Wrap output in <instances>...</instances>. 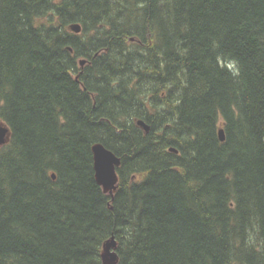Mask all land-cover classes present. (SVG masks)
<instances>
[{"label":"trees","instance_id":"1","mask_svg":"<svg viewBox=\"0 0 264 264\" xmlns=\"http://www.w3.org/2000/svg\"><path fill=\"white\" fill-rule=\"evenodd\" d=\"M0 124V264H264V0H0Z\"/></svg>","mask_w":264,"mask_h":264},{"label":"water","instance_id":"2","mask_svg":"<svg viewBox=\"0 0 264 264\" xmlns=\"http://www.w3.org/2000/svg\"><path fill=\"white\" fill-rule=\"evenodd\" d=\"M67 30L73 34H78L81 31V27L78 23H70L67 26ZM85 63V60H81L79 65L82 67ZM137 125L143 129L145 133L149 131V126L142 122L138 121ZM8 136V129L0 125V145L5 144ZM219 138L223 141V132L219 131ZM92 160H93V170L94 178L98 186L101 187L103 193L112 195L116 190L118 176L116 168L121 164V160L116 156L111 150L104 147L101 144H93L91 146ZM54 179L55 176H52ZM116 243L114 237H111L104 244V252L102 254L104 264H116L117 256L115 253Z\"/></svg>","mask_w":264,"mask_h":264},{"label":"bare ground","instance_id":"3","mask_svg":"<svg viewBox=\"0 0 264 264\" xmlns=\"http://www.w3.org/2000/svg\"><path fill=\"white\" fill-rule=\"evenodd\" d=\"M79 24V23H78ZM80 25V24H79ZM80 27H81V25H80ZM81 30H82V27H81ZM81 32V31H80ZM79 32V33H80ZM78 33V34H79ZM81 60H85V59H83V58H80V59H78V62H80ZM86 61V60H85ZM85 64V63H84ZM230 65H232L231 63H229ZM230 65H228V66H230ZM229 68V67H228ZM138 121H142V122H144V123H146L145 122V120H143V119H141V118H136L135 119V124L138 122ZM147 124V123H146ZM137 125V124H136ZM222 131L223 132V141H224V130H223V128L222 127H219L218 128V130H217V134H218V139L220 140V138H219V131ZM221 141V140H220ZM4 144V143H3ZM97 144H100V143H97ZM2 145V144H1ZM102 145V144H101ZM170 149L171 150H173V151H175L176 153H177V150L176 149H174V148H172V147H170ZM92 168H93V164H92ZM56 174L53 172V171H51V173H50V177H51V179L52 180H54L53 178H52V176H55ZM93 176H94V170H93ZM94 180H95V178H94ZM117 188V187H116ZM115 192H116V190L113 192V194L112 195H109L110 197H111V199L114 197V194H115ZM106 194V193H105ZM111 237H113V236H111ZM111 237L108 239V240H110L111 239ZM108 240H106L105 242H104V244L108 241ZM115 243H116V241H115ZM116 253V252H115ZM116 256H117V254H116Z\"/></svg>","mask_w":264,"mask_h":264},{"label":"rangeland","instance_id":"4","mask_svg":"<svg viewBox=\"0 0 264 264\" xmlns=\"http://www.w3.org/2000/svg\"><path fill=\"white\" fill-rule=\"evenodd\" d=\"M95 144H97V143H95Z\"/></svg>","mask_w":264,"mask_h":264}]
</instances>
